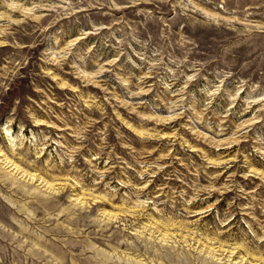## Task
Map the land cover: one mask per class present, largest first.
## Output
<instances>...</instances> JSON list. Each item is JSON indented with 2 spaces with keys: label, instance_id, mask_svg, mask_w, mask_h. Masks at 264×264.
I'll return each instance as SVG.
<instances>
[{
  "label": "rangeland",
  "instance_id": "1",
  "mask_svg": "<svg viewBox=\"0 0 264 264\" xmlns=\"http://www.w3.org/2000/svg\"><path fill=\"white\" fill-rule=\"evenodd\" d=\"M0 162V264H264V0H0Z\"/></svg>",
  "mask_w": 264,
  "mask_h": 264
},
{
  "label": "bare ground",
  "instance_id": "2",
  "mask_svg": "<svg viewBox=\"0 0 264 264\" xmlns=\"http://www.w3.org/2000/svg\"><path fill=\"white\" fill-rule=\"evenodd\" d=\"M3 159H4V158H2V160H3ZM2 160H1V162H2ZM6 160H7V159H6ZM6 160H5V161H6ZM1 162H0V163H1ZM3 162H4V161H3ZM7 164H8V163H7ZM8 167H9V166H8ZM12 168H13V167H12ZM12 168H11V170H12ZM16 170H17V169H16ZM16 172H17V171H16Z\"/></svg>",
  "mask_w": 264,
  "mask_h": 264
}]
</instances>
